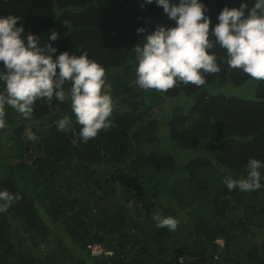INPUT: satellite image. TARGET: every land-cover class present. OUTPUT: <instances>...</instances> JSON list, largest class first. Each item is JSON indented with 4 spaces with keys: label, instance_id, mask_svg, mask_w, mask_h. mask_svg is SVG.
<instances>
[{
    "label": "trees",
    "instance_id": "obj_1",
    "mask_svg": "<svg viewBox=\"0 0 264 264\" xmlns=\"http://www.w3.org/2000/svg\"><path fill=\"white\" fill-rule=\"evenodd\" d=\"M201 2L210 31L223 8L253 6ZM9 14L42 44L57 32L54 59L86 51L101 65L112 112L109 127L73 145L70 82L63 102L38 99L28 118L4 107L0 189L14 198L0 212V264H264V167L258 190L223 182L245 178L250 158L264 162V81L229 67L216 45L221 70L204 84L139 88L134 47L175 26L155 2L0 0ZM65 116L73 131L57 129ZM154 212L177 228H158Z\"/></svg>",
    "mask_w": 264,
    "mask_h": 264
},
{
    "label": "clouds",
    "instance_id": "obj_2",
    "mask_svg": "<svg viewBox=\"0 0 264 264\" xmlns=\"http://www.w3.org/2000/svg\"><path fill=\"white\" fill-rule=\"evenodd\" d=\"M153 2L175 21V26H158L134 47L139 88L166 91L180 83L204 84L205 73L221 70L216 54L209 51L216 45L226 51L229 67L264 81V0H252L251 8L247 3H241L239 8H223L211 31V21L201 0H144L146 4ZM20 19L12 14L0 17V127L4 126L6 105L28 118L38 99L63 102L64 85L70 82L67 92L71 111L81 127L78 133L73 131L70 118L65 116L57 122V129L73 131V145L78 143L77 136L84 142L96 137L100 130L109 127L112 112L111 97L102 91L104 68L89 59L86 51L81 55L65 51L54 59L57 48L52 42L59 34L52 31L49 43L42 44L39 36L26 34L22 24L17 26ZM145 31L137 29L138 33ZM262 167L264 162L250 158L245 178L225 176L223 182L229 190H258L262 187ZM13 198L7 189H0V212L7 209ZM152 218L158 228H177L178 222L171 216L154 212Z\"/></svg>",
    "mask_w": 264,
    "mask_h": 264
},
{
    "label": "built area",
    "instance_id": "obj_3",
    "mask_svg": "<svg viewBox=\"0 0 264 264\" xmlns=\"http://www.w3.org/2000/svg\"><path fill=\"white\" fill-rule=\"evenodd\" d=\"M91 251H92V254H97L99 252V248L95 246L92 248Z\"/></svg>",
    "mask_w": 264,
    "mask_h": 264
},
{
    "label": "rangeland",
    "instance_id": "obj_4",
    "mask_svg": "<svg viewBox=\"0 0 264 264\" xmlns=\"http://www.w3.org/2000/svg\"><path fill=\"white\" fill-rule=\"evenodd\" d=\"M219 243H221V241L219 240Z\"/></svg>",
    "mask_w": 264,
    "mask_h": 264
}]
</instances>
